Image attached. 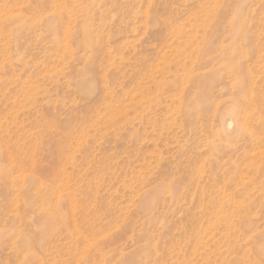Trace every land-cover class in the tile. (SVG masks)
<instances>
[{
	"label": "rangeland",
	"instance_id": "1",
	"mask_svg": "<svg viewBox=\"0 0 264 264\" xmlns=\"http://www.w3.org/2000/svg\"><path fill=\"white\" fill-rule=\"evenodd\" d=\"M0 264H264V0H0Z\"/></svg>",
	"mask_w": 264,
	"mask_h": 264
},
{
	"label": "bare ground",
	"instance_id": "2",
	"mask_svg": "<svg viewBox=\"0 0 264 264\" xmlns=\"http://www.w3.org/2000/svg\"><path fill=\"white\" fill-rule=\"evenodd\" d=\"M197 6H198V5H197ZM205 11H206V10H205ZM205 11H204V12H205ZM205 13H206V12H205ZM207 13H208V12H207ZM238 17H239V15L237 16V19H238ZM214 19H215V18H214ZM208 21H209V20H208ZM238 28H240V27H238ZM238 30H239V29H238ZM239 88H240V87H239ZM245 98H246V97H245ZM249 99H250V98H249ZM247 100H248V98H247ZM248 101H249V100H248ZM252 102H253V101H252ZM238 104H239V103H237V105H238ZM215 109H216V108H215ZM215 109H214V110H215ZM246 109H247V108H246ZM246 109H245V110H246ZM214 110H213V111H214ZM257 154H258V153H257Z\"/></svg>",
	"mask_w": 264,
	"mask_h": 264
}]
</instances>
